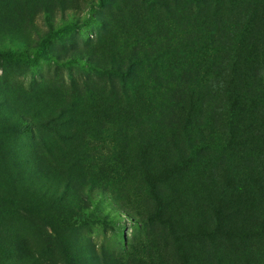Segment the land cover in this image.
I'll return each mask as SVG.
<instances>
[{
    "label": "rangeland",
    "instance_id": "1",
    "mask_svg": "<svg viewBox=\"0 0 264 264\" xmlns=\"http://www.w3.org/2000/svg\"><path fill=\"white\" fill-rule=\"evenodd\" d=\"M0 264H264V0H0Z\"/></svg>",
    "mask_w": 264,
    "mask_h": 264
},
{
    "label": "trees",
    "instance_id": "2",
    "mask_svg": "<svg viewBox=\"0 0 264 264\" xmlns=\"http://www.w3.org/2000/svg\"><path fill=\"white\" fill-rule=\"evenodd\" d=\"M196 3H202L206 4L208 1L211 0H194ZM217 1V0H215ZM228 4L231 6V9H235L237 12L240 10L244 9L246 10L251 3H255L256 0H227ZM256 9V8H254ZM205 12H207V9H205ZM216 20V18L214 19ZM111 71H116L113 70V68H110ZM118 72V71H117ZM192 72V71H190ZM189 73V72H188ZM187 73V74H188ZM235 71H231L230 75L231 78L229 79V88L227 89L228 94L226 95V111L225 115L226 116H231L232 121H235V117L241 114L242 112V107L247 104L245 100V91H243V88H246V85L243 87H240L237 85V81L235 80ZM191 74H188V79L191 77ZM193 77H196V75H193ZM121 81H123V78L121 76ZM197 85V84H195ZM194 86H191L189 89L190 95L188 98H190V106H193V96H194V91L193 88ZM188 83H185L183 87L176 89L173 94H172V99H178L179 97L181 99L186 97V94L188 92L187 90ZM180 93V94H178ZM199 101V100H198ZM234 117V118H233ZM238 136L237 132H234L232 130V125L231 121L229 122V128L224 131H219V132H213L210 140H212L213 147L214 149L218 150H224L226 151L227 149L230 148L231 145L234 144V139Z\"/></svg>",
    "mask_w": 264,
    "mask_h": 264
}]
</instances>
